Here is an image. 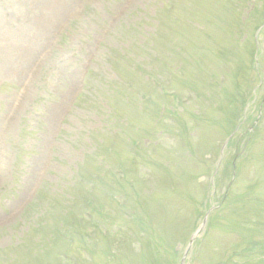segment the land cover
<instances>
[{
	"label": "rangeland",
	"instance_id": "obj_1",
	"mask_svg": "<svg viewBox=\"0 0 264 264\" xmlns=\"http://www.w3.org/2000/svg\"><path fill=\"white\" fill-rule=\"evenodd\" d=\"M262 24L264 0H0V264H119L132 212L180 264L208 210L184 264H264Z\"/></svg>",
	"mask_w": 264,
	"mask_h": 264
},
{
	"label": "trees",
	"instance_id": "obj_2",
	"mask_svg": "<svg viewBox=\"0 0 264 264\" xmlns=\"http://www.w3.org/2000/svg\"><path fill=\"white\" fill-rule=\"evenodd\" d=\"M238 141H236V143H238ZM237 145L238 144H235L234 140L231 141V143L229 144V146H234L233 148H235L236 150L235 156H238L240 154V152L238 154L239 150H238ZM232 169H233L232 165L229 164L227 160L223 166V169L221 170V177L230 176L229 174ZM215 180L220 181V176L216 178ZM227 194H228V191L226 193V196ZM86 206L91 207V204L88 200H87ZM83 208L85 209V207ZM84 218H86L88 224L91 223V219L89 217L84 216ZM129 219L131 220L129 221V224H128ZM145 220H146V217H141L140 215L138 216L134 212H132L125 219L123 223H121L119 220V228H117L116 231H113V232H118L119 235H123V237L127 241L131 239L133 240L132 244L134 243L136 244L135 247L132 248V253H128L126 257L119 253V264H132V262L136 260V258L144 259L145 264H178L177 258H176L177 252L175 250L176 244L171 242L169 239L163 240L161 233L156 231L154 229V226L150 223L145 222ZM133 225H137V226L135 228H132L131 226ZM90 237H91V232L89 234V238ZM257 246L258 245H254L255 249L258 250L261 248L260 246L256 248ZM106 255H107L106 264H111V260L113 256H112V251L109 248H107ZM145 255H147V258H143ZM237 255H239V253H235L233 256H237ZM260 260L261 262L264 263V259H260ZM112 262H114L115 264V261H112ZM209 264H240V263L234 261L231 255L227 257L225 261L220 260V261H217L216 263L212 262Z\"/></svg>",
	"mask_w": 264,
	"mask_h": 264
},
{
	"label": "water",
	"instance_id": "obj_3",
	"mask_svg": "<svg viewBox=\"0 0 264 264\" xmlns=\"http://www.w3.org/2000/svg\"><path fill=\"white\" fill-rule=\"evenodd\" d=\"M226 142H227V141H226ZM226 142L224 143L223 148H224V146L226 145ZM221 156H222V153H221ZM208 212H209V211H208ZM208 212L205 213L204 218L202 219V222L200 223V225L198 226V228L192 233V235H191V237H190V239H189V241H188V244H187V246H186V248H185V250H184V253H183V255H182V258H181L180 264H184L185 259H186L187 256H188L189 250L191 249V247H192V245H193V242H194L195 238H197V237L200 235L201 231L204 229V226H205V224H206V219H207V216H208Z\"/></svg>",
	"mask_w": 264,
	"mask_h": 264
}]
</instances>
